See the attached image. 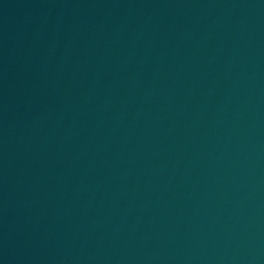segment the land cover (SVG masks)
Listing matches in <instances>:
<instances>
[{"label":"water","instance_id":"obj_1","mask_svg":"<svg viewBox=\"0 0 264 264\" xmlns=\"http://www.w3.org/2000/svg\"><path fill=\"white\" fill-rule=\"evenodd\" d=\"M0 264H264V0H0Z\"/></svg>","mask_w":264,"mask_h":264}]
</instances>
